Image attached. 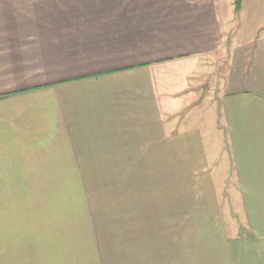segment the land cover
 Returning <instances> with one entry per match:
<instances>
[{
    "label": "crops",
    "instance_id": "crops-1",
    "mask_svg": "<svg viewBox=\"0 0 264 264\" xmlns=\"http://www.w3.org/2000/svg\"><path fill=\"white\" fill-rule=\"evenodd\" d=\"M173 159L264 224V0H0V177ZM16 204L0 264H102L86 222Z\"/></svg>",
    "mask_w": 264,
    "mask_h": 264
},
{
    "label": "rangeland",
    "instance_id": "rangeland-1",
    "mask_svg": "<svg viewBox=\"0 0 264 264\" xmlns=\"http://www.w3.org/2000/svg\"><path fill=\"white\" fill-rule=\"evenodd\" d=\"M209 99L204 94L205 115ZM146 162L123 175L0 177V215H18L16 203L27 202L31 215L84 221L102 264H264V224L240 222L227 191L198 190L211 186L189 175L186 165L196 161L159 160L136 175Z\"/></svg>",
    "mask_w": 264,
    "mask_h": 264
}]
</instances>
